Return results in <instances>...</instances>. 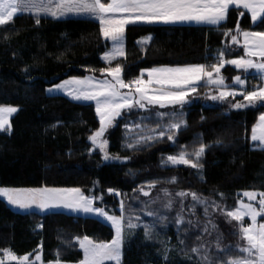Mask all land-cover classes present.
Instances as JSON below:
<instances>
[{
  "label": "trees",
  "instance_id": "16d2710c",
  "mask_svg": "<svg viewBox=\"0 0 264 264\" xmlns=\"http://www.w3.org/2000/svg\"><path fill=\"white\" fill-rule=\"evenodd\" d=\"M237 21L242 29L254 27L249 14L242 18L230 9L227 28H234ZM223 29V25H130L125 33L127 58L113 61V66L122 64L123 77L128 80L151 67L206 63L226 45L234 51H226L225 59L242 55L243 49L231 45ZM147 36H151V41L145 46L146 51H142L137 42ZM106 45L110 46L100 35L98 21L91 19L41 17L36 25L32 15L18 14L13 22L0 26V104L19 109L11 118V133L0 132V186L79 187L86 195L102 194L103 200H97L96 205L117 215L119 201L124 199L126 214L139 215L142 224H154L158 235L146 239L142 227L126 234L122 264H200L199 258L178 242L185 239L183 234L178 237L173 220L178 204L167 213V222L142 211V202L162 195V189L173 193L196 192L221 205V210L209 207V216H205L203 207L197 206L196 214L190 216L191 197L185 198L184 216L198 221L188 232L186 245L190 247L195 242V236L202 233L210 217L216 227L212 229L208 224L211 234H203L209 247H213L211 242L215 243L219 234L221 245L234 249L242 243L235 234L236 222L226 218L222 210H234L240 199L247 202L238 195L243 191H264V148L251 141V128L259 111L214 105L205 97L206 92L214 90L208 86L192 94L182 109L187 127L181 129L176 141L188 145L189 150L197 137L208 145L200 161L203 168L199 170L184 165L162 166L163 158L179 150L166 138L164 142L141 146L135 151L126 150L124 118L117 120L108 132V151L130 159L121 163L105 161L95 151L89 155L88 137L99 127L95 106L65 96L47 95L46 89L71 77L101 78L98 70L107 66L100 59ZM90 68L97 71L90 72ZM223 73L238 74L230 67L224 68ZM138 118L135 113L128 116L130 122ZM217 140L221 143L217 144ZM173 177L175 183L167 182ZM151 180L160 183L151 190V196L145 197L137 189ZM109 188L121 195L109 194ZM149 208L161 210L158 203L149 204ZM249 222L245 219V224ZM84 235L109 241L114 233L111 227L92 217L17 212L0 198V250L10 248L18 255L32 254V258L42 242L45 264L56 259L57 250L65 264H76L83 253L75 238ZM161 241L168 242L171 249L166 262L162 259Z\"/></svg>",
  "mask_w": 264,
  "mask_h": 264
},
{
  "label": "snow or ice",
  "instance_id": "6c2138e0",
  "mask_svg": "<svg viewBox=\"0 0 264 264\" xmlns=\"http://www.w3.org/2000/svg\"><path fill=\"white\" fill-rule=\"evenodd\" d=\"M230 9L242 18L246 13L249 14L250 24L254 27L242 29L237 21L234 28H227L226 21ZM26 13L32 15L36 25L40 24L41 17L53 19L66 18L70 15L88 17L98 21L100 35L110 44L106 45V50L100 57L107 65L98 70L101 78L95 75L84 78L71 77L47 89L49 94L59 92L75 101L95 103L99 127L88 137L91 142L89 155L98 149L105 161L126 163L130 159L127 156L121 157L110 153L105 137V133L116 126L117 119L123 117L125 129L123 147L126 150L135 151L141 146L164 142L166 138L179 150L163 158L162 166L184 165L197 170L202 169L203 164L200 161L208 145L197 137L189 150L188 145L177 143L176 136L182 128L187 127L186 120L182 118L183 106L190 102L188 98L192 94L204 86L214 88L215 94L206 93L208 100L227 101L229 107L236 110L257 109L259 116L251 128V140L264 145V0H0V26L13 22L18 14ZM177 23L223 25V35L230 39L231 45L243 49V54L225 59L226 51H234L226 45L225 48L218 49L214 57H210L206 63L151 67L141 70L138 76L125 80L122 64L116 63L113 66V61L127 58L125 33L128 26ZM150 41L151 36H147L137 43L141 45L142 51H146L145 46ZM225 65H232L240 72L250 75L254 72L260 83L248 88L246 85L249 76L242 78L240 74L234 76L232 84L227 83L221 73ZM25 71L27 72V68ZM88 71L97 70L90 68ZM237 96L242 97V100L236 101ZM229 97L232 99L229 100ZM169 108L172 109L171 112L153 111ZM17 111L18 107L0 104V132L11 133V117ZM134 112L139 118L130 122L128 116ZM140 112L148 115H140ZM153 124L155 126H152ZM216 143L219 144L221 141L217 140ZM129 171L131 172V169ZM167 182L175 183V178ZM95 183L98 184V181ZM157 183L160 181H148L146 185L141 184L137 190L143 196L149 197ZM107 191L109 194L121 195L115 189L109 188ZM161 193L162 195L158 194L151 201L142 202V211L149 217L167 222L169 220L167 213L173 211L174 205L178 204L173 220L177 226L178 237L181 234L185 237L178 242L198 257L200 264H264V222L258 220L264 217V191H243L238 195L246 198L247 202L240 199L238 207L234 210H222L226 218L236 222L235 234L242 243H238L234 249L231 246L224 247L218 234L213 246L215 254L203 237V234H211L208 224L212 225V229L216 227L210 217L202 233L195 236V242L190 247L186 245L188 232L198 224V221L184 216V200L191 197L190 216L196 214L197 206H202L204 215L209 216V207L221 210V205L202 198L196 192L173 193L165 188ZM0 197L9 205L23 211H30L33 208L42 212L66 209L103 218L110 223L114 229V236L109 241H97L87 235L75 238L83 253L78 264H122L126 234H131V230L142 227L146 239L151 240L154 235H158L154 224H141L139 215L126 214L124 199L119 201L120 214L117 215L115 212L110 214L105 207L96 205L97 200H103L102 194L86 195L79 187L0 186ZM157 203L161 206L159 212L149 208V204ZM245 218L250 222L245 224ZM161 243L164 245L162 259L166 262L171 249L167 246L168 242ZM38 248L39 251L31 260L32 254L18 255L10 248H4L0 250V264H45L41 254L42 242ZM59 257L60 253L57 250L56 259L47 264H65Z\"/></svg>",
  "mask_w": 264,
  "mask_h": 264
},
{
  "label": "rangeland",
  "instance_id": "374dc122",
  "mask_svg": "<svg viewBox=\"0 0 264 264\" xmlns=\"http://www.w3.org/2000/svg\"><path fill=\"white\" fill-rule=\"evenodd\" d=\"M27 14V13H26ZM51 18V17H50ZM67 18H84V19H90V18H88V17H84V16H72V15H70V16H68V17H66V18H61V19H58V20H64V19H67ZM91 20H93V19H91ZM164 25V24H163ZM165 25H171V24H165ZM175 25H195V26H212V25H205V24H196V23H177V24H175ZM130 26V25H129ZM121 59V58H120ZM226 68V67H225ZM145 78H147V77H145ZM251 79H254L253 78V76H251L250 77ZM109 79H111L110 77H109ZM256 80H253L252 81V83L253 82H255ZM250 84V83H249ZM49 88V87H48ZM47 88V89H48ZM47 89H46V94L47 95H50V96H53V95H60V96H65V97H67V98H69L70 100H72L69 96H67V95H65V94H63V93H59V92H54V93H51V94H49L48 92H47ZM125 91H127V90H125ZM209 92H212L213 94H215V92H214V90H209L208 92H206V93H209ZM193 96V95H192ZM192 96H190L188 99L190 100L191 98H192ZM202 96H204V95H202ZM195 97H199V95H194V98ZM205 97H206V95H205ZM229 99H232V98H229ZM242 99V98H241ZM72 101H74V102H77V103H86V104H93L94 106H95V103L94 102H91V101H75V100H72ZM213 103H214V105H224V104H228V102L227 101H225V102H214V101H212ZM153 111H163V112H171L172 110L169 108V109H165V110H163V109H154ZM135 113V112H134ZM140 113H142L141 115H148L147 113H143V112H140ZM97 118H98V120H99V117L97 116ZM123 117H121V118H118L117 120H120V119H122ZM110 130V129H109ZM109 130L105 133V137H106V139L108 140V132H109ZM90 142V141H89ZM90 144H91V142H90ZM263 146V145H262ZM96 153L98 152V153H100L99 152V150L97 149L96 151H95ZM101 154V153H100ZM101 156H102V154H101ZM115 162H119V161H115ZM179 166V165H178ZM1 199H3V200H5L4 198H2V197H0ZM247 201V200H246ZM5 202L7 203V201L5 200ZM7 205L12 209V210H14V211H17V212H24L23 210H20V209H18V208H15V207H13V206H11V205H9L8 203H7ZM53 210H60V209H53ZM259 221H260V218L258 219ZM141 223V222H140ZM105 224V223H104ZM142 224V223H141ZM107 226H109V227H111V225H108V224H106ZM111 229H112V227H111ZM113 230V233H114V229H112ZM208 239H210L209 238V236H208ZM214 246V242H211V246ZM212 248H214V247H212ZM34 258V256L32 257V258H30V260L31 259H33ZM77 264V263H76Z\"/></svg>",
  "mask_w": 264,
  "mask_h": 264
},
{
  "label": "crops",
  "instance_id": "0c3cea01",
  "mask_svg": "<svg viewBox=\"0 0 264 264\" xmlns=\"http://www.w3.org/2000/svg\"><path fill=\"white\" fill-rule=\"evenodd\" d=\"M225 67H230V68L234 69V70L236 71V73H238V74H240V75L242 76V78L244 77V75H246V76H250V77L253 76L254 79H251V78H250L251 81L247 82L246 87H248V88H250L253 84H259V83H260V81L256 78V74H255L254 72L250 75V74H246V73H242V72H240L239 70L235 69L232 65H225L224 68H225ZM224 68L221 69V73H222V75L225 77L226 82L229 83V84H232V81H233L234 76H225L224 73H223ZM253 80H256V81L252 83ZM249 83H250V84H249ZM234 87H235V86H234ZM229 98H231V97H229ZM236 98H240V99H241L242 97L237 96ZM15 114H16V113H15ZM15 114H13L12 117H13ZM12 117H11V118H12ZM251 141H252V140H251ZM252 143L258 145V146L261 147V148H264V145H263V146L260 145L259 142H253V141H252ZM24 212H38V213H42V214H47V213H52V212H58V213H65V214H70V215H74V216L92 217V218H95V219L101 221L102 223H105V225H106V224L110 225V223H108L107 221H105L103 218H99V217H96V216H93V215H86V214H84V213H75V212L68 211V210H66V209H60V210H49V211H47V212H42V211H40V210H38V209L33 208V209H31L30 211H24ZM77 264H78V263H77Z\"/></svg>",
  "mask_w": 264,
  "mask_h": 264
},
{
  "label": "built area",
  "instance_id": "2783aa9c",
  "mask_svg": "<svg viewBox=\"0 0 264 264\" xmlns=\"http://www.w3.org/2000/svg\"><path fill=\"white\" fill-rule=\"evenodd\" d=\"M259 219V218H258ZM260 221L264 222V217H260Z\"/></svg>",
  "mask_w": 264,
  "mask_h": 264
}]
</instances>
